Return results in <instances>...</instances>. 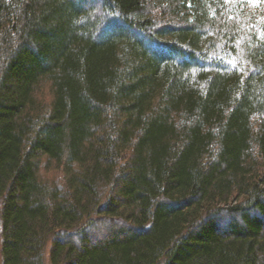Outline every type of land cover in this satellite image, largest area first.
<instances>
[{"label": "trees", "instance_id": "obj_1", "mask_svg": "<svg viewBox=\"0 0 264 264\" xmlns=\"http://www.w3.org/2000/svg\"><path fill=\"white\" fill-rule=\"evenodd\" d=\"M240 5L0 0V264H264V21Z\"/></svg>", "mask_w": 264, "mask_h": 264}, {"label": "rangeland", "instance_id": "obj_2", "mask_svg": "<svg viewBox=\"0 0 264 264\" xmlns=\"http://www.w3.org/2000/svg\"><path fill=\"white\" fill-rule=\"evenodd\" d=\"M240 7L247 12L252 11L259 19L264 21V1L259 3L257 1L244 2L241 0Z\"/></svg>", "mask_w": 264, "mask_h": 264}]
</instances>
